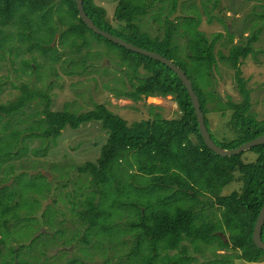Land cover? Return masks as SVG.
Returning <instances> with one entry per match:
<instances>
[{"label": "trees", "instance_id": "1", "mask_svg": "<svg viewBox=\"0 0 264 264\" xmlns=\"http://www.w3.org/2000/svg\"><path fill=\"white\" fill-rule=\"evenodd\" d=\"M194 1L185 2L186 17L171 21L178 0H117L113 16L121 26V35L117 36L161 54L185 70L200 99L207 128L209 113H220L223 118L231 113L234 141L226 146L215 143L222 149L235 150L264 136V118L259 120L253 113L252 96L244 81L237 80L239 101L218 95L217 76L222 77L221 67L224 68L223 37H216L221 42L216 50L211 38L200 31L205 17L208 25L213 23L211 0H200L202 12L196 4L186 7ZM84 7L95 26L113 34L103 6L95 0H84ZM147 17L163 34L144 30ZM14 34L37 42L29 46V51L37 49L41 55L52 57L57 56L58 47L70 50L63 53L69 57L83 47L89 50L94 42H110L120 48L125 58L120 73L127 86L122 82L124 89L118 98L138 103L147 98L171 97L179 115L165 119L161 113H153L159 107L151 105L150 119L128 125L109 109V103L78 112L68 104L61 111H51L48 101L42 112L41 138L56 140L67 128L77 131L90 124L100 125L108 137L97 161L72 165V181L75 178L73 182L78 186L76 198L71 193L64 196L66 201L57 196L42 208V201L50 197L53 186L52 180L39 172L31 179L25 173L13 176L8 185L0 181L2 264H39L52 248H69L76 242L77 254L66 258L68 251L59 250L61 255H57L54 264H90L96 257L105 259L102 264L264 261V252L253 243L254 225L264 206V146L250 151L257 157L248 163L243 161V154L222 157L211 152L200 135L191 98L178 75L161 62L128 51L90 31L79 17L76 0H0V43L14 41ZM49 39L48 44L43 43ZM90 56L69 60L76 68H85ZM36 97L35 91L24 86L17 100L0 102V123L7 119L11 125ZM60 178L64 183L61 186L66 187V178ZM232 183L239 188L223 195L225 187ZM42 229L48 232L43 233ZM32 231V239H21ZM25 249L29 255L23 254ZM194 254L204 261L199 262Z\"/></svg>", "mask_w": 264, "mask_h": 264}, {"label": "rangeland", "instance_id": "2", "mask_svg": "<svg viewBox=\"0 0 264 264\" xmlns=\"http://www.w3.org/2000/svg\"><path fill=\"white\" fill-rule=\"evenodd\" d=\"M95 2L106 9L113 35H121V26L113 20L117 0H95ZM192 4H196L197 10L202 12L203 5L200 0L190 2L186 4V7H191ZM158 29L157 24L150 17L145 19V31L150 34H157ZM8 30L9 28H6L5 32ZM200 31L210 37L213 32H222V27L208 25V20L205 17ZM158 34H163V32ZM91 37L94 36L91 35ZM24 38L21 39L14 34V41L8 42L6 45L0 43V102L6 104L17 100L18 97H21L24 86L35 91L37 96L34 102L28 105L11 125L8 124L7 119H3L0 123V181L6 182L4 185H8L13 182V176L21 173H25L30 179L31 175L38 172L47 175L52 180L53 190L50 197L42 201V208L51 204L56 199L58 192L64 188L61 186L64 183L60 182V176L66 178L68 187L58 196L66 201L64 196L70 193L72 186L75 185L73 181L76 180L74 178L72 181L74 177L71 170L72 165L80 166L89 161H97L100 157L101 148L108 137L100 125L90 124L77 131L67 128L56 140L41 138L40 136L44 132L42 112L47 107L48 101L51 102V111H61L68 104L69 108L72 110L75 108L78 112L89 111L94 108L95 104L109 103V109L119 115L128 125L150 119L149 107L151 105L159 107L153 109V113H161L165 119L178 118V107L171 97L147 98L145 102L138 103H133L129 99L118 98L117 95L124 89L122 82L127 86L125 76L120 73L125 58L120 48L115 47L110 42H94L89 50L83 47L80 52L76 51L74 55L69 57L64 56L63 53L70 52V50H62L58 47L57 56L52 57L50 54L41 55L37 49L29 51V46L32 47L37 42L34 40L26 41ZM26 42L28 43L25 44ZM49 42L50 39L43 43L48 44ZM182 43L185 44V41ZM89 55L91 56L85 63V68H76L69 60L71 58H78L79 60V58ZM221 69L223 71L222 77L217 76L216 91L218 95L225 100L227 97H232L239 101L240 97L235 87L231 86L229 79L224 75L223 66ZM260 83L261 81L257 79L251 81L252 111L257 114L259 120H262L264 118V94L262 89L260 90ZM230 122L231 113L229 112L226 118H223L220 113L207 115L208 130L214 141L220 146H226L234 141ZM26 134L30 137L25 138ZM20 135L23 136L19 137ZM256 157L252 152H246L242 159L248 163L254 161ZM74 175H78V172H74ZM236 188H239L236 183L228 185L225 187L223 195H228ZM58 206L61 207L62 204L58 203ZM41 232L47 233L48 229H42ZM33 236L34 232L32 231L28 235L26 233L21 239L30 240ZM222 238L227 242L225 237ZM78 246L76 244L70 246L71 248L54 247L47 252V258L41 259L39 264H44L46 261L49 263L45 264H54L57 255H61L58 251L62 249L68 251L66 258H72L77 254ZM28 252V249H25L23 254L29 255ZM175 253L174 251L172 254ZM219 253L228 254L232 251H219ZM208 256L212 257L211 253H208ZM193 257H197L199 262L204 261L197 254H194ZM104 261V258L96 257L93 262L89 263L102 264ZM32 264L38 263L32 262ZM234 264L247 263L235 260ZM256 264H264V261Z\"/></svg>", "mask_w": 264, "mask_h": 264}, {"label": "flooded vegetation", "instance_id": "3", "mask_svg": "<svg viewBox=\"0 0 264 264\" xmlns=\"http://www.w3.org/2000/svg\"><path fill=\"white\" fill-rule=\"evenodd\" d=\"M219 1L211 0L210 3V13L213 17L211 26H221L222 32H213L210 38L217 50L221 42L216 40V37H223L224 75L235 90L237 80L244 81L245 89L251 96V81L260 80V90L262 89L264 94V0ZM57 37L58 35L54 42ZM66 187L62 188L58 195L66 190ZM77 189V185L72 186V198L78 196Z\"/></svg>", "mask_w": 264, "mask_h": 264}, {"label": "water", "instance_id": "4", "mask_svg": "<svg viewBox=\"0 0 264 264\" xmlns=\"http://www.w3.org/2000/svg\"><path fill=\"white\" fill-rule=\"evenodd\" d=\"M186 1L187 0H178L176 11L173 14V16L170 18L171 21H175L178 18L186 17V15L183 13V5ZM76 5H77L78 12H79V17L83 20V23L87 26V28L90 31H93L95 34L100 35L103 38L117 45H120L121 47L125 48L128 51H131L133 53H138L140 55H143L145 57L152 59L153 61L161 62L162 64L167 66L169 69H171L173 72H175L178 75L179 79L182 81V83H184L185 87L187 88L188 94L191 98L193 107L195 109V114H196L197 123L199 126L200 135L206 147L211 152H213L217 156H222V157L240 156L246 152H250L254 148L264 146V136H263L256 140H253L250 143L244 144L235 150H225V149L220 148L211 137V134L206 126L205 115L202 110L200 99L194 90L191 80L189 79V77L187 76V73L184 70H182L173 61L162 56L161 54L139 48L133 44H130L122 40L118 36H115L109 32L101 31L97 26H95V24L93 23V20L86 13V10L84 7V0H76ZM263 228H264V206L261 210V213L256 222V225H254V230H253L254 246H256L258 250L264 252V243L262 241Z\"/></svg>", "mask_w": 264, "mask_h": 264}]
</instances>
